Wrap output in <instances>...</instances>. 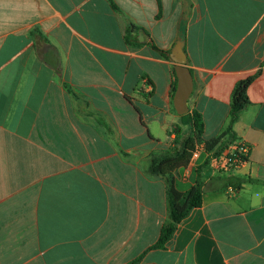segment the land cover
Segmentation results:
<instances>
[{"label":"crops","instance_id":"crops-1","mask_svg":"<svg viewBox=\"0 0 264 264\" xmlns=\"http://www.w3.org/2000/svg\"><path fill=\"white\" fill-rule=\"evenodd\" d=\"M181 40L204 142L260 72L233 128L250 152L219 172L205 150L173 174L180 192L200 177L204 202L154 249L169 214L151 161L191 134L174 107ZM138 259L264 264V0H0V264Z\"/></svg>","mask_w":264,"mask_h":264},{"label":"trees","instance_id":"trees-1","mask_svg":"<svg viewBox=\"0 0 264 264\" xmlns=\"http://www.w3.org/2000/svg\"><path fill=\"white\" fill-rule=\"evenodd\" d=\"M115 7V5H113ZM138 31V28L131 25L128 29L127 40L131 43V36ZM164 57H169V52L159 50ZM260 74L250 76L239 81L232 94V107L230 111V121L226 131L211 141L204 142L202 134L205 131V122L196 111H190L187 115L181 116L182 124L190 126L191 134L184 138L181 142L176 139L175 143L180 145L162 156L154 157L151 161L149 174L151 176H163L167 178V201H168V221L164 224L161 236L158 242L153 246L154 249H165L167 244L173 238L178 225L185 220L191 212L203 205L204 202V182L199 177L195 186L187 192H180L175 187L173 174L181 167H186L191 161L192 154L197 145L203 144L207 152H213L215 155H220L224 152L231 143L236 141L234 135V125L241 118L243 112L250 105L248 89ZM177 82L174 86V94L176 92ZM176 132L180 134L179 130ZM221 188L233 187L237 190L242 188L245 180L228 176L217 179ZM242 183V184H241ZM140 259L129 264H139Z\"/></svg>","mask_w":264,"mask_h":264},{"label":"water","instance_id":"water-1","mask_svg":"<svg viewBox=\"0 0 264 264\" xmlns=\"http://www.w3.org/2000/svg\"><path fill=\"white\" fill-rule=\"evenodd\" d=\"M185 43L179 41L174 49V62L176 66L177 87L174 94V107L179 116L190 113L189 99L193 92L194 79L187 66V55L184 51Z\"/></svg>","mask_w":264,"mask_h":264},{"label":"built area","instance_id":"built-area-1","mask_svg":"<svg viewBox=\"0 0 264 264\" xmlns=\"http://www.w3.org/2000/svg\"><path fill=\"white\" fill-rule=\"evenodd\" d=\"M205 151V146L197 145L192 154V160L198 159L201 152ZM250 146L242 140H236L220 155L210 157V165L219 172H227L232 168H239L247 162Z\"/></svg>","mask_w":264,"mask_h":264}]
</instances>
